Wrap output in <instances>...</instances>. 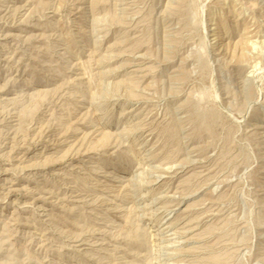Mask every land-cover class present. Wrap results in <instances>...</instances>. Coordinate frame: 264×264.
<instances>
[{"label":"rangeland","instance_id":"rangeland-1","mask_svg":"<svg viewBox=\"0 0 264 264\" xmlns=\"http://www.w3.org/2000/svg\"><path fill=\"white\" fill-rule=\"evenodd\" d=\"M0 264H264V0H0Z\"/></svg>","mask_w":264,"mask_h":264},{"label":"bare ground","instance_id":"bare-ground-1","mask_svg":"<svg viewBox=\"0 0 264 264\" xmlns=\"http://www.w3.org/2000/svg\"><path fill=\"white\" fill-rule=\"evenodd\" d=\"M104 123L106 124L107 122H103V124H104ZM141 184H143V183L139 182V183H137V186H139V185H141ZM145 197H146V196H145ZM157 256H158L159 258H161L160 253H158Z\"/></svg>","mask_w":264,"mask_h":264}]
</instances>
